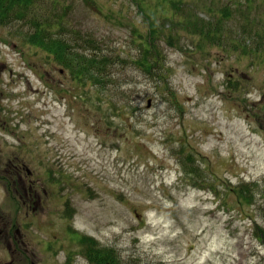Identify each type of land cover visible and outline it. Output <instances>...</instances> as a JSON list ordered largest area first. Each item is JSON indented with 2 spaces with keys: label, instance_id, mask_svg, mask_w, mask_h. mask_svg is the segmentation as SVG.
Returning a JSON list of instances; mask_svg holds the SVG:
<instances>
[{
  "label": "rangeland",
  "instance_id": "1",
  "mask_svg": "<svg viewBox=\"0 0 264 264\" xmlns=\"http://www.w3.org/2000/svg\"><path fill=\"white\" fill-rule=\"evenodd\" d=\"M58 2L85 70L0 23V264H264V0Z\"/></svg>",
  "mask_w": 264,
  "mask_h": 264
},
{
  "label": "trees",
  "instance_id": "2",
  "mask_svg": "<svg viewBox=\"0 0 264 264\" xmlns=\"http://www.w3.org/2000/svg\"><path fill=\"white\" fill-rule=\"evenodd\" d=\"M58 4V0H0V23L5 24V26H11L16 21L26 23L28 25V33L25 35L27 42L53 55L57 62L69 71L77 68H84L85 70L86 61L82 62V54L78 51L75 52L76 40H85L81 37L73 39L75 33L65 30L66 20L62 17ZM193 14L195 18L198 17L197 12ZM193 19L191 17L190 24ZM202 21L201 19L196 21L194 27L192 26L194 29L192 31L204 32V35L211 38L209 34L218 31L215 29V32L212 27L215 28L218 26V23L212 24L205 21V24H202ZM242 28L243 35H247L248 32L244 26ZM147 53H150L149 50H147ZM104 63V59L103 61L99 60L98 64L93 66V68H97L99 65L103 66ZM140 65L144 64L141 63ZM92 70L89 75H92V80H97V76ZM259 231L262 232L260 228ZM74 238H77L84 245L83 256L91 264L108 263V257L111 254L109 250L100 251L98 249L99 246L95 244L94 240L87 236L75 233L72 239Z\"/></svg>",
  "mask_w": 264,
  "mask_h": 264
},
{
  "label": "flooded vegetation",
  "instance_id": "3",
  "mask_svg": "<svg viewBox=\"0 0 264 264\" xmlns=\"http://www.w3.org/2000/svg\"><path fill=\"white\" fill-rule=\"evenodd\" d=\"M14 168H13V170H12V172L11 173H13V175L11 176V178H10V184H11V186L13 187V185H14V187L15 188H17L18 189V185L20 184L22 187H23V180L25 179V177L26 176H24L22 173H21V171L20 170H18L17 168H16V165H14L13 166ZM27 172V171H26ZM29 172V171H28ZM27 172V173H28ZM32 173V172H31ZM32 175H33V173H32ZM29 178H30V172H29ZM31 179H32V177H31ZM33 180V179H32ZM32 180L30 181V185H29V188H31L32 189ZM29 194H30V191H29ZM31 195V194H30ZM31 197L32 198H36L37 197V193H32V195H31ZM0 242H1V244L2 243H4V241H3V239L2 238H0Z\"/></svg>",
  "mask_w": 264,
  "mask_h": 264
}]
</instances>
